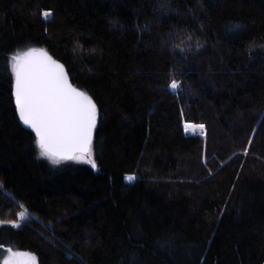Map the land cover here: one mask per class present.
I'll return each mask as SVG.
<instances>
[{
    "label": "trees",
    "instance_id": "16d2710c",
    "mask_svg": "<svg viewBox=\"0 0 264 264\" xmlns=\"http://www.w3.org/2000/svg\"><path fill=\"white\" fill-rule=\"evenodd\" d=\"M30 48L96 103L95 168L39 157L10 67ZM22 209L0 264H264V0H0V220Z\"/></svg>",
    "mask_w": 264,
    "mask_h": 264
},
{
    "label": "snow or ice",
    "instance_id": "6c2138e0",
    "mask_svg": "<svg viewBox=\"0 0 264 264\" xmlns=\"http://www.w3.org/2000/svg\"><path fill=\"white\" fill-rule=\"evenodd\" d=\"M42 15L47 20L53 13L44 11ZM200 47L202 45L197 43L196 48ZM185 50L180 48L181 52ZM10 67L15 80L19 119L34 131L39 157L48 159L53 165L75 160L85 161L95 168L92 144L98 109L92 97L73 87L64 65L44 49L30 48L13 55ZM180 89L181 85L175 80L169 85L173 93L178 94ZM194 127L197 126L185 124L186 130ZM198 127L201 131L205 128L203 124ZM20 219H25L24 213L20 214ZM13 227L20 228L21 224L14 223ZM7 251L4 264H22L20 258L25 257V253L13 252L11 248ZM28 264H37L36 258L29 257Z\"/></svg>",
    "mask_w": 264,
    "mask_h": 264
},
{
    "label": "rangeland",
    "instance_id": "374dc122",
    "mask_svg": "<svg viewBox=\"0 0 264 264\" xmlns=\"http://www.w3.org/2000/svg\"><path fill=\"white\" fill-rule=\"evenodd\" d=\"M194 126H196V125H194ZM197 127H198V125H197ZM184 132H185V134H186L187 136H201V137H206V135H207V130H206V128H204V133H203L202 131L199 132V133H194V132L191 131V129H190V130H186V129H185ZM92 159H93V156H92ZM72 162H74V163H86V164H89V163H87V162H85V161H75V160H72ZM89 165H91V164H89ZM21 213H24V215H25V219H24L23 221H21V219H20V214H21ZM21 213L18 214V220H17L16 222H12V223L10 222V223H8V222H4V221H1V220H0V227H2V226H4V225H12V226H13L14 223H20L21 226H22L24 223H26V222L29 220V215L27 214V211H26V210H23V209H22ZM12 251H13V250H12ZM13 252H18V251H13ZM18 253H25V254H26L25 257H21V258H20L21 261H22V264H26V263H28V258L31 257V256H34V257L36 258L35 255L30 254V253H27V252H18ZM7 256H8V251L6 250L4 260L7 258ZM4 260H3L2 264H4ZM37 261H38V260H37V258H36V262H37ZM37 264H38V263H37Z\"/></svg>",
    "mask_w": 264,
    "mask_h": 264
},
{
    "label": "water",
    "instance_id": "95a60500",
    "mask_svg": "<svg viewBox=\"0 0 264 264\" xmlns=\"http://www.w3.org/2000/svg\"><path fill=\"white\" fill-rule=\"evenodd\" d=\"M45 50V49H44ZM46 51V50H45ZM49 54V53H48ZM50 55V54H49ZM51 56V55H50ZM52 57V56H51ZM53 58V57H52ZM54 59V58H53ZM54 60H56V59H54ZM57 61V60H56ZM59 62V61H58ZM60 63V62H59ZM65 71H66V69H65ZM67 72V71H66ZM68 74V73H67ZM69 76V75H68ZM69 81H70V83L73 85V87H76V88H78L77 86H75L73 83H72V81H71V79H70V77H69ZM14 83H15V80H14ZM79 90H81L80 88H78ZM81 91H83V90H81ZM84 92V91H83ZM86 93V92H85ZM13 95H14V86H13ZM14 101H15V96H14ZM17 113H18V110H17ZM18 116H19V113H18ZM21 123H22V121H21ZM97 124H98V119H97ZM22 125L25 127V128H27L28 130H30L34 135H35V133H34V131L32 130V129H30L29 127H27L26 125H24L23 123H22ZM96 128H97V126H96ZM95 132H96V129H95V131H94V134H93V143H94V138H95ZM92 146H93V144H92ZM26 264H28V263H26Z\"/></svg>",
    "mask_w": 264,
    "mask_h": 264
},
{
    "label": "bare ground",
    "instance_id": "6f19581e",
    "mask_svg": "<svg viewBox=\"0 0 264 264\" xmlns=\"http://www.w3.org/2000/svg\"><path fill=\"white\" fill-rule=\"evenodd\" d=\"M191 131L194 132V133L201 132V130L199 129V127H194V128L191 129ZM202 132L204 133V130Z\"/></svg>",
    "mask_w": 264,
    "mask_h": 264
}]
</instances>
